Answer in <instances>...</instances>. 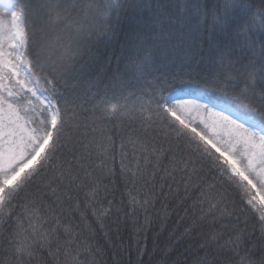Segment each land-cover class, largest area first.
<instances>
[{
	"label": "snow or ice",
	"instance_id": "snow-or-ice-1",
	"mask_svg": "<svg viewBox=\"0 0 264 264\" xmlns=\"http://www.w3.org/2000/svg\"><path fill=\"white\" fill-rule=\"evenodd\" d=\"M30 4L0 0V264H123L129 227L144 264L161 198L190 220L155 264H264V0ZM93 34L126 62L70 97Z\"/></svg>",
	"mask_w": 264,
	"mask_h": 264
},
{
	"label": "trees",
	"instance_id": "trees-1",
	"mask_svg": "<svg viewBox=\"0 0 264 264\" xmlns=\"http://www.w3.org/2000/svg\"><path fill=\"white\" fill-rule=\"evenodd\" d=\"M40 0H31L30 7L32 9H37L39 7ZM35 28L40 27V23L37 20L34 23ZM59 28V25L47 29V36L49 39H53L55 37L56 31ZM124 43L123 35L121 34L119 40H115L111 45L105 47L101 44H98L96 41L95 34H93L91 39H85L83 44L82 53L77 56L75 59L70 58L68 55H65V60L70 67V72L68 76V92L67 95L77 96L81 94L82 88L85 87L86 80H94L96 83V88H98L103 94L105 87L108 83L107 79H105V73L110 75L118 66L123 70L125 60L121 57V47ZM62 54V50L58 49L55 53L57 57ZM118 58L119 61H118ZM110 61V63H109ZM88 64L92 65V70L88 71L85 76L78 75V70L81 66H86ZM174 85L180 83H188L187 80L181 81H172ZM80 84L81 87H74L75 85ZM64 90L63 88L61 89ZM96 89H93V93L95 94ZM111 127V125H109ZM115 128L117 134L120 131V122L117 121L115 124ZM119 145V139L117 136V148ZM166 146V144H165ZM118 163V156H117ZM177 181H179V177H177ZM171 183V182H169ZM173 191L176 190L177 185L173 184ZM157 191L159 189L157 188ZM180 191L183 193V187L180 186ZM231 191V190H229ZM117 199L120 198V191L118 190L115 193ZM233 197H235V193H232ZM168 205L165 210V205ZM188 205H185L187 208ZM185 211L181 209L178 205L177 201H173L171 199L165 201L161 198V201L156 204L155 209H150L149 219L151 221V227L146 232V234L139 239H141V243L146 242V250L147 255L143 257L144 264H155L157 260L160 259L163 249L171 247L170 242V234L171 241H175L177 236L180 233H183L185 228L189 225V220L185 219ZM140 222H144V216H140ZM76 223H79V220H76ZM257 230L259 226L257 225ZM115 239V238H114ZM138 237L132 234L131 227H129V231L121 232L119 239H115L116 244L119 246L120 251L115 256V260L123 261V264H129V260L131 264H137L138 256L136 253V240ZM97 240L103 246L105 243H108V247L104 248L105 255L103 257L104 264H114L113 260V252L114 249L111 248V242H106L105 239L98 235ZM191 241L188 238H185L184 241L175 249L172 256L169 258L171 260L180 259V253L183 251L184 247ZM131 249V255L128 254V249ZM155 250V254L152 255Z\"/></svg>",
	"mask_w": 264,
	"mask_h": 264
}]
</instances>
